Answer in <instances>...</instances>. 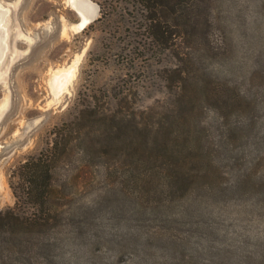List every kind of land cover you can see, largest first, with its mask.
Returning a JSON list of instances; mask_svg holds the SVG:
<instances>
[{"label": "rangeland", "instance_id": "rangeland-1", "mask_svg": "<svg viewBox=\"0 0 264 264\" xmlns=\"http://www.w3.org/2000/svg\"><path fill=\"white\" fill-rule=\"evenodd\" d=\"M211 1L227 53L187 98L137 0H0V211L57 140L64 264H264V0Z\"/></svg>", "mask_w": 264, "mask_h": 264}, {"label": "trees", "instance_id": "trees-1", "mask_svg": "<svg viewBox=\"0 0 264 264\" xmlns=\"http://www.w3.org/2000/svg\"><path fill=\"white\" fill-rule=\"evenodd\" d=\"M137 2L142 9L152 38L158 44L174 51L177 63L173 71L179 78V95L187 98L192 95L191 91L187 90V86L190 89L197 87L199 90L203 88L205 90L206 85L203 79L207 75L205 67L210 54L218 56L227 53L224 41L215 50L210 51V35L206 28L214 24L211 14L212 1L137 0ZM183 20L185 24L182 23ZM257 44V46H263L264 40ZM206 47L209 48L207 52L204 49ZM254 77L255 74L252 72L251 79ZM221 128L225 133L229 130L224 125ZM123 132L126 135L129 130L125 129ZM219 138L223 145L226 134L223 133ZM222 145L219 144L220 147ZM59 148L62 147L56 140L47 151L28 159L18 167V186L15 189L17 206L18 208L29 206L32 211L28 215H22L15 209L0 211V264H64V260L69 262L73 260L66 259V256H62L60 260L59 255L63 253L58 254V252L66 246L78 254L76 240L59 239L58 234L57 218L64 214L61 211L62 204L58 201L65 200L64 196L56 195L55 164ZM90 148L83 149V155L87 158L90 157ZM172 152L174 155L181 156V152L175 147L172 148ZM181 182L183 180L180 178L172 179L178 191L183 184ZM96 208L97 206L93 205L84 211L82 208L79 210L76 208L77 210L66 212L68 224L73 223L76 229L73 234L79 232L80 229L77 227L80 228L81 225H93L88 221V217L94 214L93 211ZM81 212H86L83 214L86 217L81 216L80 221L76 222ZM74 262L82 264L83 260L75 257Z\"/></svg>", "mask_w": 264, "mask_h": 264}]
</instances>
